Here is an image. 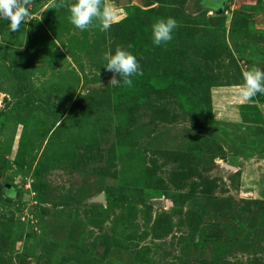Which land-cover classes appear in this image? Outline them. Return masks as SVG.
<instances>
[{"label":"rangeland","instance_id":"374dc122","mask_svg":"<svg viewBox=\"0 0 264 264\" xmlns=\"http://www.w3.org/2000/svg\"><path fill=\"white\" fill-rule=\"evenodd\" d=\"M57 2L0 17V264H264V94H238L264 0H101L106 31ZM118 46L131 86L103 67Z\"/></svg>","mask_w":264,"mask_h":264},{"label":"clouds","instance_id":"9594fccd","mask_svg":"<svg viewBox=\"0 0 264 264\" xmlns=\"http://www.w3.org/2000/svg\"><path fill=\"white\" fill-rule=\"evenodd\" d=\"M20 2L21 0H0V17L8 19V28L12 32L19 29L22 19L27 15L24 8L19 7ZM64 6L65 0H58L54 8ZM68 12L69 22L79 30H85L93 21H97L100 29L106 31L110 28L114 15L113 9L102 4L101 0H75L74 3L68 5ZM177 24V20L171 16L156 20L151 26L152 43L160 46L162 43L171 41ZM103 61L104 69L113 73L109 81L112 86H118L121 83L131 86L133 82L131 77L140 72L136 56L124 47L118 46L114 52H105ZM242 75L243 83L238 90L240 97L250 99L258 93L264 94V70L253 66L244 71Z\"/></svg>","mask_w":264,"mask_h":264},{"label":"crops","instance_id":"0c3cea01","mask_svg":"<svg viewBox=\"0 0 264 264\" xmlns=\"http://www.w3.org/2000/svg\"><path fill=\"white\" fill-rule=\"evenodd\" d=\"M119 148H125V149H123V150H125V152H129V151H127V150H129V149H133V147L131 148H129V149H127L126 147H124V146H119ZM137 154H139V151H138V153ZM143 164V163H142ZM143 175V174H142ZM143 178V177H142ZM142 183V181H140L139 183H137V184H135V185H139V184H141ZM132 184V183H131ZM126 185H130L129 183L128 184H126Z\"/></svg>","mask_w":264,"mask_h":264},{"label":"bare ground","instance_id":"6f19581e","mask_svg":"<svg viewBox=\"0 0 264 264\" xmlns=\"http://www.w3.org/2000/svg\"><path fill=\"white\" fill-rule=\"evenodd\" d=\"M126 156H127V155H126ZM127 157H128V156H127ZM134 159H135V158H134ZM138 165H139V164H138ZM138 165H137V166H138ZM137 166H136V167H137ZM120 168H121V167H120ZM123 168H124V167H123ZM132 171H133V170H132ZM133 172H134V171H133ZM135 173H136V172H135ZM129 174H130V173H129ZM140 174H141V173H140ZM134 175H135V174H134ZM124 176H125V175H124ZM131 176H132V175H131ZM122 178H123V176H122ZM137 180H139V178H138Z\"/></svg>","mask_w":264,"mask_h":264},{"label":"water","instance_id":"95a60500","mask_svg":"<svg viewBox=\"0 0 264 264\" xmlns=\"http://www.w3.org/2000/svg\"><path fill=\"white\" fill-rule=\"evenodd\" d=\"M100 199H102V197H100Z\"/></svg>","mask_w":264,"mask_h":264}]
</instances>
